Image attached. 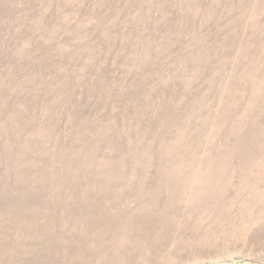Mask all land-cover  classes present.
I'll return each mask as SVG.
<instances>
[{
    "label": "rangeland",
    "instance_id": "rangeland-1",
    "mask_svg": "<svg viewBox=\"0 0 264 264\" xmlns=\"http://www.w3.org/2000/svg\"><path fill=\"white\" fill-rule=\"evenodd\" d=\"M0 264H264V0H0Z\"/></svg>",
    "mask_w": 264,
    "mask_h": 264
}]
</instances>
